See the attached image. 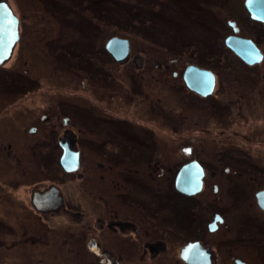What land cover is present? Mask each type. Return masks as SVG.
<instances>
[{
	"label": "flooded vegetation",
	"instance_id": "1",
	"mask_svg": "<svg viewBox=\"0 0 264 264\" xmlns=\"http://www.w3.org/2000/svg\"><path fill=\"white\" fill-rule=\"evenodd\" d=\"M72 1L76 3L73 14L83 0ZM0 3L18 22L16 51L7 64L19 53L14 55L23 23L19 4L14 8L9 0ZM65 3L50 0L44 10L59 19L66 12ZM241 6L244 21L256 27L252 38L240 36L237 21L228 20L226 26L233 35L229 22L234 23L237 36L251 40L261 52V62L253 66L234 55L248 68H257L264 62L259 48L264 23L251 18L246 0ZM57 18H51L55 19L54 39L45 41V49L35 48L43 41L34 40L33 60L28 63L22 57L21 63L34 68L36 55L46 50L52 60L50 69L60 68L78 81L75 93L81 98L60 97L67 96L64 88H49L54 92L48 94H55L57 100L39 115L28 111L20 116L24 120L18 122L30 121L28 129L6 135L11 129L0 128V264H264V162L251 161V156L260 160L264 156L234 144L244 140L258 149L264 140L256 132L243 138L237 135L240 130L228 132L238 126L228 119L229 111L234 108L232 112L242 116L251 107L248 95L237 89L232 93L238 94L236 99L217 96L222 83L216 71L195 64L179 69L177 59L154 62L153 56L141 54L142 48L136 52L129 40L130 54L118 62L105 48L109 40L102 50L97 32L92 39L87 32L78 33L76 26L69 36L68 20L55 22ZM95 55L103 60L100 65L91 60ZM190 65L212 73L209 95L188 87L185 71ZM111 66L122 70L111 71ZM23 73V82L14 84L25 85L15 89L23 90L25 97L39 90L34 87L39 77L31 70ZM116 80L122 86L129 84L123 88L126 107L129 97L148 101L147 110L159 111L166 126L156 121L149 126L142 107L117 117L84 95L88 89L93 94L91 86L111 89L108 84ZM169 96L188 102L189 113L176 114L167 103ZM192 112L206 113L224 124L195 121ZM197 143L204 144L199 154ZM187 167L190 176L200 179L199 190L190 195L178 189Z\"/></svg>",
	"mask_w": 264,
	"mask_h": 264
},
{
	"label": "rangeland",
	"instance_id": "2",
	"mask_svg": "<svg viewBox=\"0 0 264 264\" xmlns=\"http://www.w3.org/2000/svg\"><path fill=\"white\" fill-rule=\"evenodd\" d=\"M49 1L9 0L14 8L19 4L18 13H20L19 16L23 23V32L17 52L14 54L16 55L19 50L17 61L16 56L18 54L14 56L13 61H9L5 64L6 66L3 65L5 67L0 66V128L8 129L9 127L11 129V132L5 130L7 132L6 135L18 134L19 129L20 133L24 132L30 127V121L18 122L24 120L20 116L26 115L28 111H31L33 115H39L51 104L50 101L58 99L55 94H48L49 92H54L51 89L64 88L62 90H65L64 92H66L67 96L61 95L60 97H67L68 99L81 98L78 96L79 92L75 93L76 85L79 84L78 81L74 80L68 72L62 73L60 68L50 69L49 61L52 60L46 50L36 55L34 68H31L28 64L23 66L21 63L23 60L28 63L33 60L34 54L31 47L34 40L43 41V43H36L35 48L43 47L45 49V41L54 39L56 35L55 23L52 21L55 19L51 18H57V16L49 17L46 10H44L45 6L49 5ZM84 1L87 2V0H83V4L78 9H82V13L75 10L79 12V15H76L75 11L73 14L71 12L76 7L75 1L66 0V12L67 9H69V12H65L63 16L60 15L59 19L68 20V31L66 32L67 34L69 32V36H73V27L77 26L78 33L81 30L82 32H87L89 33V38L92 39L97 32L96 40L102 50L104 43L110 38L120 37L132 42L136 52H139L140 48H142L143 53L141 54L153 56L154 62L159 60L162 64L166 59H177L179 69L184 68L188 64H195L202 68L216 71L222 83L217 96L227 97L230 95L231 99H236L238 94L233 95L232 93L240 89L242 92L238 91L237 93L247 94V102L251 106L242 112V116H239L237 112H232L234 108L229 111L230 116L228 119L235 120L238 126L234 125L228 132L240 130L237 135L242 136V138L246 137L250 132H256L255 135H258L259 140H264V76L262 77V74H264V62L257 68H248L238 59H235L234 54L223 43L226 36L232 35V32L226 26V21L228 20L238 22L237 25L242 37L252 38L256 32V27L249 26L244 21V13L241 10L243 0H90L88 5ZM16 3L17 5H15ZM58 20L55 22H61ZM240 25L243 30H241ZM97 27L98 30H94ZM82 36L85 39L87 38L85 33ZM262 38L263 42H261L262 45L259 48L264 53V36ZM97 43L96 45H98ZM83 51L87 52L88 49L84 47ZM22 57L24 58L21 61ZM92 57L91 60L99 62L98 65L103 62L102 59H96L97 55ZM13 64L15 65L13 66ZM17 64L19 68H17ZM27 70L36 72L34 77L37 76L39 79L35 81L37 85H34V87L39 90L33 89L32 92L35 93L24 97L23 90L18 93L15 89L25 85H19L18 87L14 83L16 81L23 82V77H26L23 72ZM110 70L120 71L122 69L111 66ZM254 74H257V76H254ZM239 83H243V86L239 87ZM108 86L111 89L106 91H100L96 86H91L94 90H92L93 94L90 91L91 89L88 88V95L83 94L117 117L135 113L142 107L143 113L147 111V115L144 118L146 123L148 121L149 126L156 124L155 121L166 126L165 120L161 117L159 111L153 110L154 112H150V110H147L148 101L146 103L136 102V97H129L127 101L130 106L126 107L124 105L123 88L129 87L128 83H124L122 86L118 81H111ZM231 87H235V90L230 89ZM134 90H138V86L137 88L134 87ZM147 92L149 99L151 92L149 89ZM95 94L100 96L94 98ZM176 98L173 99L169 96L170 100L167 103L174 107L173 111L176 114L181 112L188 114L189 109L186 104L189 103L182 101V98ZM190 102L193 103V100ZM17 105L20 106L18 107ZM194 110L196 111L197 109ZM191 115L198 122L208 120V125L210 121L216 125L224 124L220 119H213L206 113L192 112ZM18 123H20V126H18ZM173 130H175V127ZM180 133H182V129H180ZM179 135L182 136V134ZM164 141L167 142L168 140L164 138ZM164 141L163 143L166 144ZM234 144L240 146L239 148L242 147L241 150L243 151H256L264 156V141L262 142L263 145H260L261 147L258 149L251 146V144H246L244 140L243 142L237 140ZM195 146L198 153V148H203L204 144L197 143ZM219 148L217 147V149ZM214 149L216 148L214 147ZM259 158V156H251V161L264 162V158L261 160Z\"/></svg>",
	"mask_w": 264,
	"mask_h": 264
},
{
	"label": "water",
	"instance_id": "3",
	"mask_svg": "<svg viewBox=\"0 0 264 264\" xmlns=\"http://www.w3.org/2000/svg\"><path fill=\"white\" fill-rule=\"evenodd\" d=\"M246 6L252 19L264 23V0H246ZM17 25V19L9 7L0 3V65L8 61L18 40ZM229 26L233 29V35L225 39L226 48L248 66L259 64L262 55L258 48L251 40L237 36L238 31L234 23L229 22ZM105 48L118 62L124 61L130 54L129 41L118 37L111 38ZM185 81L194 92L206 96L212 92L214 77L211 72L190 65L185 71ZM189 169L190 167H187L182 171L178 187L181 193L187 195L196 193L200 188L199 177L190 176Z\"/></svg>",
	"mask_w": 264,
	"mask_h": 264
},
{
	"label": "bare ground",
	"instance_id": "4",
	"mask_svg": "<svg viewBox=\"0 0 264 264\" xmlns=\"http://www.w3.org/2000/svg\"><path fill=\"white\" fill-rule=\"evenodd\" d=\"M118 38H119V37H118ZM110 39H111V38H110ZM110 39H109V40H110ZM15 47H16V43H15V45H14V47H13V50H15V49H14ZM13 50H12V52H11V56H12ZM129 50H130V46H129ZM11 56H10V57H11ZM10 57H9L8 60H10ZM11 58H12V57H11ZM4 64H5V63H4ZM0 66H1V65H0Z\"/></svg>",
	"mask_w": 264,
	"mask_h": 264
}]
</instances>
